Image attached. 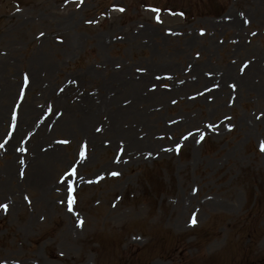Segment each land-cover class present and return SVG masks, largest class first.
<instances>
[{
  "label": "rangeland",
  "instance_id": "rangeland-1",
  "mask_svg": "<svg viewBox=\"0 0 264 264\" xmlns=\"http://www.w3.org/2000/svg\"><path fill=\"white\" fill-rule=\"evenodd\" d=\"M262 145L264 0H0V264H263Z\"/></svg>",
  "mask_w": 264,
  "mask_h": 264
},
{
  "label": "snow or ice",
  "instance_id": "snow-or-ice-1",
  "mask_svg": "<svg viewBox=\"0 0 264 264\" xmlns=\"http://www.w3.org/2000/svg\"><path fill=\"white\" fill-rule=\"evenodd\" d=\"M120 11H124V9H120ZM25 82H27V77H25ZM201 138H203V137H201ZM261 150L264 151V145L261 146ZM84 155H85L84 151L82 150L81 153H80V156H81L82 159L84 158ZM69 175H75V169H73L72 172L69 173ZM113 175H116V173H113ZM71 192H72V187H71V185H69V193H71ZM73 202H74L73 198L70 195L69 196V208H68L69 211H72V206L71 205H72ZM0 207H4L6 209L7 206L6 205H0ZM192 223L193 224L195 223V219H193Z\"/></svg>",
  "mask_w": 264,
  "mask_h": 264
}]
</instances>
